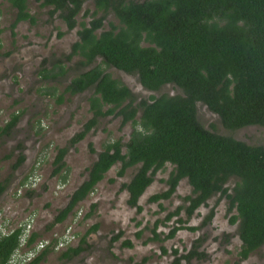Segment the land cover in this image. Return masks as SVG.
<instances>
[{
    "label": "trees",
    "instance_id": "1",
    "mask_svg": "<svg viewBox=\"0 0 264 264\" xmlns=\"http://www.w3.org/2000/svg\"><path fill=\"white\" fill-rule=\"evenodd\" d=\"M7 1L17 11L11 24L13 35L18 22L36 23L29 11V0ZM38 1L43 7H51V14H58L68 30L80 27L71 51L63 58H55L51 68L42 67L40 76L45 81L64 80L69 70L66 62L78 56L83 71L71 79L64 93L77 95L93 90L89 97L92 117L68 145L58 148L53 174L68 171L65 156L69 146L83 140L100 118L113 115L120 118L121 126L130 123L132 127L127 141L118 138L104 144L88 168L87 178L49 228L63 223L118 163L119 176L137 167L122 189L128 192L127 203L141 213L140 197L153 183L156 173L172 164L173 171L165 180L168 188L153 194L149 201L170 199L183 179L192 187V193L184 198L183 206L165 217L166 221L176 217V224L166 238H174L184 229L196 231L198 227L188 226L191 217L218 195L214 207L226 198L229 221L238 226L242 241L239 263L258 252L264 246V145L249 144L216 130L214 125L205 127L198 118L197 105L205 104L231 132L252 126L264 129V0H93L94 10L85 13L89 20L79 22L77 17L85 0ZM110 13L118 23L110 21L109 28L104 29ZM104 66L135 73L151 93L160 92L166 85H171L176 93L150 94L149 100L135 103L130 88L113 78ZM19 118L20 114L13 113L0 131L9 134ZM90 150L95 151L92 144ZM24 161L21 153L13 169ZM28 177L24 179L27 181ZM62 178L66 180L65 175ZM231 181L233 186L229 185ZM8 185V180L0 182V196ZM96 207L95 203L91 205L92 209ZM214 215L212 208L202 224L209 223ZM90 216L88 213L85 218ZM160 223L154 225L149 241L161 240L157 232ZM98 227L99 224L92 225L88 233ZM121 233L112 237V241H117ZM22 234L21 225L9 233L0 232V264H40L49 252L58 248L60 235H55L31 258L28 252L41 240L39 233L33 230L25 243ZM141 234L142 230L137 236ZM86 235L87 232L81 238L82 243ZM123 244L133 246L131 240ZM197 248L195 245L180 256L175 249L177 259L173 263L206 257ZM82 250L80 243L77 247L67 243L60 258L69 260Z\"/></svg>",
    "mask_w": 264,
    "mask_h": 264
},
{
    "label": "rangeland",
    "instance_id": "2",
    "mask_svg": "<svg viewBox=\"0 0 264 264\" xmlns=\"http://www.w3.org/2000/svg\"><path fill=\"white\" fill-rule=\"evenodd\" d=\"M93 10V0H85L77 21H88L85 13ZM29 11L36 18V23L18 22L13 35L11 24L17 11L7 0H0V127L10 120L13 113L20 114L16 127L9 134L0 131V182L9 181L6 192L0 196L3 233L31 218L33 230L39 233V239L49 242L55 235H61L72 227L74 239L70 244L77 247L80 243L83 250L67 260L60 258L65 247H58L49 252L46 260L40 264H174L177 256L187 254L195 245L206 257H194L190 261L182 259L180 264H264V246L239 263L238 253L242 241L238 236V226L229 221L231 215L228 214L226 198H222L214 207L218 195L211 198L207 206H201L191 217L188 226L198 227L196 231L184 229L174 238H166L176 224V217L171 221H166L165 217L183 206L184 198L192 193V187L183 179L170 199L149 201L153 194L168 188L165 180L173 171L172 164H167L156 173L153 183L140 197L139 204L143 207L141 213L127 203L128 192L122 189V184L130 181L137 167L130 168L125 175L119 176L118 163L63 223L49 228L59 210L66 207L72 193L87 178L88 168L96 160L104 144L118 138L127 141L132 127L130 123L121 126L120 118L113 115L100 118L97 126L83 140L69 146L65 156L68 171H62V175L53 174V161L58 148L68 145L73 135L92 117L89 97L93 90L77 95L64 93L71 79L83 71L78 65V56L66 62L69 70L64 80L42 79L41 68H51L55 58H63L71 51L78 40L77 31L80 27L78 25L73 30H68L58 14H51V7L41 6L38 0H29ZM110 21L118 23L110 13L104 29L109 28ZM105 68L113 78L130 88L135 103L141 99L149 100L150 94L158 96L164 92L171 95L176 93L171 85L162 87L160 92L151 93L141 85L135 73H127L114 67ZM61 94H64L63 100L58 103ZM197 107L198 118L205 127L214 125L216 130L249 144L264 145V129L252 126L231 132L223 127L219 116L205 104L198 103ZM90 144L94 152L90 150ZM21 153L24 154L25 161L17 169H13ZM64 175L66 180L62 178ZM28 176L34 178L29 184L24 179ZM22 182H26L29 187L26 188V184L20 185ZM229 185L233 186L234 181ZM28 190H32L31 195H27ZM94 203L97 207L92 209L91 205ZM212 208L215 209L213 219L202 224ZM88 213L91 216L85 218ZM182 216L186 219L184 211ZM159 221L162 223L158 225L157 232L161 240L149 241L153 236L152 229ZM94 224H99L98 229L88 233ZM140 230L142 234L137 236ZM86 232L82 243L81 238ZM120 232V238L112 241V237ZM125 240H131L133 246H124ZM175 249L179 251L177 256L173 253Z\"/></svg>",
    "mask_w": 264,
    "mask_h": 264
},
{
    "label": "built area",
    "instance_id": "3",
    "mask_svg": "<svg viewBox=\"0 0 264 264\" xmlns=\"http://www.w3.org/2000/svg\"><path fill=\"white\" fill-rule=\"evenodd\" d=\"M31 180H32V178H30L26 182L29 184V182H31ZM26 182H25L26 186H25V184H23V185L27 188V187H29V185ZM1 219H2V216L0 215V220ZM21 226L23 227V234L21 235V239H22V242L25 243L24 239L26 237L30 236V234L33 230V219L29 218V220L25 221ZM2 227L3 226L0 223V230L1 231L3 230ZM71 229H72V227H69L66 230L64 236L59 239L58 247H65V245L67 243H70L74 239L73 231H71ZM47 243L48 242L46 240L38 242V244L35 246V248L28 252V256L31 258L33 256H35L36 253L39 252Z\"/></svg>",
    "mask_w": 264,
    "mask_h": 264
},
{
    "label": "clouds",
    "instance_id": "4",
    "mask_svg": "<svg viewBox=\"0 0 264 264\" xmlns=\"http://www.w3.org/2000/svg\"><path fill=\"white\" fill-rule=\"evenodd\" d=\"M30 178H32V180L34 179L33 176H29V177H28V180H29ZM1 216H2V215H1ZM24 222H25V221H23V222L20 223L19 225H16V227L22 225ZM0 223H1V225H2V220H0ZM13 229H14V228H13ZM13 229H12V230H13ZM0 232L3 233L1 230H0ZM9 232H10V231H9ZM9 232H7V233H9ZM65 232H66V230L64 231L63 234H61V235L59 236V239H60L61 237L64 236ZM3 234H5V233H3ZM73 235H74V234H73ZM42 240H43V239H41V240H37V241L35 242V244H34V247L38 244V242H40V241H42ZM43 241H44V240H43ZM58 241H59V240H58Z\"/></svg>",
    "mask_w": 264,
    "mask_h": 264
}]
</instances>
